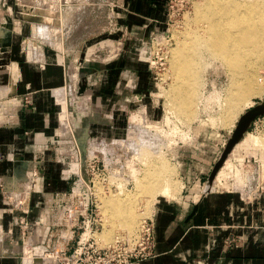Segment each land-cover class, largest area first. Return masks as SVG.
<instances>
[{
    "label": "rangeland",
    "instance_id": "1",
    "mask_svg": "<svg viewBox=\"0 0 264 264\" xmlns=\"http://www.w3.org/2000/svg\"><path fill=\"white\" fill-rule=\"evenodd\" d=\"M57 1L0 0V66L5 65L9 58L15 61L19 57L44 68L45 50L48 48L65 56L67 65L69 64L68 69L66 68V80L68 74L72 75V82L69 83L71 87L60 90L76 93L80 92L79 84L84 71L79 66L87 60H90L87 66L89 74L94 76L98 73L103 77L111 64L115 66L123 58L136 61L131 75L141 82L140 86L136 84L134 87L140 88L144 93L140 96V102H133L118 119L115 115L109 117L97 113L92 107V98L88 101L89 105L83 107L81 98L76 100L67 96L68 116H71V122L76 127L81 126L84 120L97 123L91 126L92 136L101 140L94 147L96 152H107L114 156L123 153L116 143L108 144L104 140L124 137L142 141L139 147L140 157L137 159L131 156L133 153L129 152V146L122 147V176L118 178L123 179L124 191L106 194L101 198V208L104 199L111 200L114 197L119 206L138 209L140 216L131 227L127 226L123 216H108L101 209L104 220L101 237L107 243L114 241L119 235L136 234L142 220L152 216L153 207L158 200L181 199L184 187L179 193L180 187L177 185L180 182L176 176L178 171L177 175L181 178L178 164L180 148L184 147L189 154H196L198 149L206 152L213 149L216 141H220L222 147L224 135L232 133L243 112L264 99V56H253L254 64L248 56L245 57L246 64L233 73L231 66L225 63L214 48V51L205 48L195 66L196 75L189 85L195 91L193 96L189 93L180 94L179 75L172 65L173 48L181 46L194 31L201 35L206 33V24L198 16L207 7L209 0H164V15L152 18L146 16L140 25L130 16L133 4H128L127 0H62L59 4L62 12L56 13L53 6H56ZM253 1L257 0H250ZM259 1L264 9V0ZM259 15L253 7L254 20L250 19V25L258 24L255 18ZM41 26L46 28L41 30ZM29 40L37 46L32 57L25 45ZM11 66H14L11 68L16 73V64ZM254 69L256 77L252 81L251 73ZM243 71L246 74L242 76ZM248 85L254 90L251 94L248 93L250 98L235 92L243 98L242 101L239 99L241 104L238 101L240 106L236 108V97L232 96V91ZM187 96L192 100L190 106L184 105ZM54 99L57 100V97L54 96ZM234 102L235 105L232 104ZM134 114H139V119L135 122L138 125L131 126ZM145 119L155 124L154 129L143 126ZM257 125L258 128L250 132L258 135L260 145L242 148L240 156H232V170L224 179L227 183L225 187L242 189L241 186L247 182L245 175H251L255 171V164L249 163L248 157L264 155V121H258ZM112 160L114 163L111 167L117 168L115 157ZM248 163L250 166H247ZM236 168L240 169V178L235 176ZM164 179L174 182L172 189L176 190L178 187L175 194L170 192L163 196L161 193H152L155 188L153 185H160ZM111 180H115V177L112 176ZM145 188L152 192H143ZM109 214H112L111 211ZM106 220L110 222L108 226L105 225Z\"/></svg>",
    "mask_w": 264,
    "mask_h": 264
},
{
    "label": "crops",
    "instance_id": "2",
    "mask_svg": "<svg viewBox=\"0 0 264 264\" xmlns=\"http://www.w3.org/2000/svg\"><path fill=\"white\" fill-rule=\"evenodd\" d=\"M127 2L133 4L130 16L138 25L146 16L164 15V0ZM17 59L9 58L0 66V180L12 182L29 175L35 165L39 168L41 178L31 201V218L37 220L45 216L44 207L53 201V194L69 188L68 166L56 150L68 94L60 89L70 86L72 75L68 74L65 86L67 58L48 48L44 68L23 58ZM12 64L18 67L16 73L11 69ZM135 66L134 59L123 58L115 66L111 64L104 77L98 73L91 76L90 69L84 66L80 92L92 94L91 104L97 113L115 115L118 119L144 93L134 87L141 83L131 75ZM251 136L258 137L247 132L244 139L249 140ZM243 141L231 153L210 190L207 182L223 151L220 141L208 152L198 149L196 154H189L184 147L180 148L178 164L183 180L176 176L181 181L179 193L184 187L182 197L178 201L160 199L155 203L152 216L156 253L140 264H264V192L246 199L240 190L225 187L224 182L232 170V156H240L242 148L260 145L259 141ZM236 169L235 176L240 178V169ZM3 207L0 191L5 230L11 217ZM51 231L47 225L36 226L38 238L46 239ZM74 246L75 241L70 242L69 250ZM21 251V246H13L0 231V264H26L21 260Z\"/></svg>",
    "mask_w": 264,
    "mask_h": 264
},
{
    "label": "built area",
    "instance_id": "3",
    "mask_svg": "<svg viewBox=\"0 0 264 264\" xmlns=\"http://www.w3.org/2000/svg\"><path fill=\"white\" fill-rule=\"evenodd\" d=\"M61 1L58 0L56 6H53L56 13L62 12V8L59 7ZM89 61L87 60L79 67L89 66ZM68 67L69 64L66 68ZM70 91H68V97H74L76 100L81 98L83 107L89 105L88 101L92 98L90 92L71 93ZM133 102H140V97H136ZM86 109L89 108L86 107ZM258 121H264V115L253 122L248 132L258 128ZM135 122L133 118L130 122L131 126ZM91 126V121L84 120L81 126L76 127L71 122L70 115L62 121L57 132L56 152L68 166L69 188L53 194V201L44 207L46 211L44 217L41 216L37 220L31 218V201L35 186L41 178L40 170L36 165L31 168L27 176H20L21 178L12 182L0 180L2 201L11 217L8 229L4 230L2 226L4 213L0 208V231L13 246H21L20 257L26 264H140L156 253L153 216L142 220L136 234L119 235L114 241L103 242L101 233L104 230V220L101 214V198L106 194L124 191V183L121 181L123 179L118 178L122 176L123 148L126 145L129 146V152L133 153L131 156L137 159L140 157L139 147L142 141L124 137L113 138L112 141L104 140V143H116L123 153L116 156L111 153L108 155L107 152L101 154L94 149L96 143L101 140L98 139L99 137L92 136ZM143 126L154 129L155 124L145 119ZM228 137L229 135H224L222 149ZM82 144L84 150H82ZM113 157L116 159L117 168L111 167L114 163ZM247 160L255 164V171L251 175H245L247 182L241 186L240 191L244 198L251 199L264 192V155L261 157L252 155ZM249 163L247 166H250ZM112 176L115 180H111ZM38 224L51 227L52 231L46 239L37 237ZM72 241H75V246L69 250V243Z\"/></svg>",
    "mask_w": 264,
    "mask_h": 264
},
{
    "label": "bare ground",
    "instance_id": "4",
    "mask_svg": "<svg viewBox=\"0 0 264 264\" xmlns=\"http://www.w3.org/2000/svg\"><path fill=\"white\" fill-rule=\"evenodd\" d=\"M261 4L262 3H260L259 0L253 2H250V0L248 1L247 0H240V1L239 0H209L208 1L207 7L204 10H202L198 16V18L203 20V22L206 24L205 29L203 28L206 31L205 33L206 35L205 34L201 35L200 32L194 31L192 35L188 38V40L183 42L181 46H178L177 48L176 47L173 48L172 65L176 73L179 75V77L178 76L177 77L178 79H180L179 82L180 85L178 86L180 94L181 93H189L191 95L194 94L195 91L192 88H189V85L191 80H193L194 76L196 75L195 66L197 65L198 61L201 58L202 50L205 48H208L210 50H213L214 48L219 53L218 55L225 61V63L227 62L229 66H231L233 73H235L234 71L237 70L239 71L241 67L246 64L245 57L248 56L249 59H251L252 64H254L252 60L254 59L252 58L253 56L256 57L264 56L263 53L264 52V9H263V5ZM253 7L255 8L257 13L260 14L257 19L255 18V21H257L258 23L257 25L255 24L250 25V19L254 20ZM234 26L238 28H234ZM40 28L42 30L45 29L46 27L41 26ZM231 28L234 29L231 30ZM25 45L28 49V54L31 55L32 57L34 54L33 51L36 50L37 46L34 45L33 43H30V40ZM11 67L13 68L14 66ZM255 72H256L255 69L252 70L251 73L252 81L255 80L256 77ZM245 74H246L245 71L241 73L242 76ZM248 81H250V79ZM235 90L232 91L233 92L232 96L236 97L235 102L237 105H235V102L232 104H234L235 106H237L236 108H238L241 104L239 99H241L242 101L243 98L239 97L237 93L236 96L235 92H239L241 96L247 97L248 93H250L253 90V88H251L248 85L246 86V88L242 87L239 88L238 91ZM184 97L186 98V96ZM247 100L250 101V99ZM238 101L240 104L238 103ZM249 101L247 102V104L249 103ZM184 103L185 106H190L192 100H190V98H188L187 96V99L184 101ZM67 105H65V109L61 117L62 121L67 118V115L69 113ZM138 117L139 114L133 115L134 120L139 119ZM244 138L240 142L245 140ZM258 140H259L258 137L251 136L249 140L247 139L243 142L257 143ZM238 144L235 146L233 150L234 152H236L237 147H239L240 144L239 145ZM166 168L168 169V167ZM177 179L179 181V178ZM173 183H171L170 179H164V181L161 182L160 185H156V183L153 185L152 183V185L155 187L153 192L150 190H146L147 188H145V190L142 191L147 193L152 192L155 195H157V193H161L160 195H164V194L169 195L170 192L172 194H175L176 191L178 190V187L181 186V183L177 185L178 187L176 188V190L172 189ZM142 184L149 187L147 183L142 182ZM158 188L159 190H157ZM101 209L103 210V212L108 213V216L109 215L110 216L113 215L116 217L123 216L127 226H131V227L134 226V224L136 223V221L140 216V213L137 212L138 209L136 210L135 207H130V208L126 207L125 209L124 207L118 205V202L114 200V197L111 200L110 198L104 199L103 208ZM110 211L112 214H109ZM109 223H110L109 220H106L105 225L108 226Z\"/></svg>",
    "mask_w": 264,
    "mask_h": 264
},
{
    "label": "water",
    "instance_id": "5",
    "mask_svg": "<svg viewBox=\"0 0 264 264\" xmlns=\"http://www.w3.org/2000/svg\"><path fill=\"white\" fill-rule=\"evenodd\" d=\"M264 115V99L256 104L253 105L251 108L243 112V114L239 117L237 124L235 125L234 130L229 135L227 143L218 158L215 162L212 172L209 176L207 182V190H210L215 179L218 176L219 171L225 165L227 159L230 157L231 153L233 152L235 146L245 137L246 133L250 130L253 122L260 116ZM84 137H87V132H84ZM84 139V138H83ZM84 145L82 144V150H84ZM197 206H195V210Z\"/></svg>",
    "mask_w": 264,
    "mask_h": 264
}]
</instances>
